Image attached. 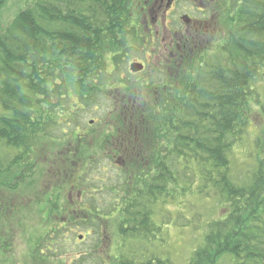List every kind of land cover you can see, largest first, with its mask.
I'll use <instances>...</instances> for the list:
<instances>
[{"label":"trees","instance_id":"16d2710c","mask_svg":"<svg viewBox=\"0 0 264 264\" xmlns=\"http://www.w3.org/2000/svg\"><path fill=\"white\" fill-rule=\"evenodd\" d=\"M7 1L0 0V14ZM223 1L222 24L234 28L228 35L233 48H224L226 56L214 66H209V59L218 57L213 54L216 47L202 52L199 58L186 59L181 75L170 79L166 91L154 101V108L141 109L130 125L118 119L116 130L129 128L138 137L130 142L140 146L120 163L116 177L101 173L100 178L91 177L93 158L107 145L106 138L100 140L101 133L96 135L103 122L92 119L99 128L93 129V140L81 143L87 151L94 150L83 152L77 142L72 152L64 150L67 156L62 163L44 161L41 173L61 177L52 188L38 193L39 187L28 182L36 168L34 161L42 159L37 146L63 139L64 134L59 135L62 124L57 119L64 116L63 130L67 125L76 126L79 119L70 115L72 100L84 109V102L101 94H114V89L111 93L109 88L118 77L105 80L101 72L108 65L120 71L129 55L136 53V41L142 37L135 29L140 16L135 0H24L8 26L0 30V144L20 153L14 158L16 163L6 170L0 161V178L6 175V180H15L13 184H0V189L10 187L14 196V201L0 199V257H5L10 248L4 236L13 226L22 229L29 217L38 218L39 230L45 224L42 230L30 234L31 243L45 245L44 249L28 250L34 264H63L60 254L66 255L71 242L75 248L74 230L82 225L101 229L106 225V231L112 238L118 237L123 248L126 238L143 239L150 246L151 238L160 231L151 208L169 196L170 186L178 187L170 170V159L175 158L191 161L193 169L196 165L206 182L217 188L226 206L223 217L208 225L204 244L193 252L187 264H264V219L253 218L257 209L264 207L257 204L258 188L264 184V160L259 163L251 187H237L228 178L232 142L240 137L254 114H258L257 125L261 123L262 127L264 123V107L252 91L253 80L264 76V0ZM180 107L196 108L198 120L202 115L207 120L205 131L195 128L182 136L176 129L181 120L175 115ZM180 125L186 127L187 123ZM117 132L113 130L112 134ZM73 139L74 136L65 137V142L75 144ZM79 177L83 180L77 182ZM95 182L98 190L106 192L107 199H103L104 209H96L93 202L100 201L103 194L88 197L93 206L89 210L81 195L87 194L89 185ZM67 190L80 198L62 202ZM25 200L26 206L18 205ZM244 219L249 223L252 220L254 226H247ZM7 238L11 239V235ZM124 251L104 252L107 264H163L151 258V250H144V254L142 250ZM89 254L87 264L95 256V249ZM129 254L137 260H128ZM50 255L56 258L52 262ZM79 255L84 264L87 257Z\"/></svg>","mask_w":264,"mask_h":264},{"label":"rangeland","instance_id":"374dc122","mask_svg":"<svg viewBox=\"0 0 264 264\" xmlns=\"http://www.w3.org/2000/svg\"><path fill=\"white\" fill-rule=\"evenodd\" d=\"M23 2L24 0H8L5 3V6L2 9L3 11L0 14V30L5 29V27L8 26L16 12L23 7ZM182 6L186 10L189 8L192 9V7L189 6V3L185 1H183ZM194 16L198 15L194 14ZM227 16L229 17L230 15L228 14ZM233 29L232 25H220L217 31L220 34L215 36V39H213V42L209 45V49L216 47L217 52H214L213 54H218V57H215L214 59L210 58L209 66L222 61V59L226 56L224 48L225 50L230 47L233 48L232 44L228 41V35L231 34ZM161 35L160 31L159 37H161ZM132 60L134 59H128L126 63H122L120 71L118 69L116 72L114 68L108 65L107 68H104L101 72V77L106 80L107 77L112 78L115 76L116 78L119 77V75L127 73L128 67L130 68L131 65H133L131 63ZM110 70H114V72L109 73ZM204 74L205 77H208L209 71L206 70ZM103 79L102 81L104 82ZM253 82L252 91L257 93L261 101L259 104L264 107V76L255 78ZM209 85L210 83H208L207 86ZM115 97H117L115 94H107L105 96L101 94L99 97L89 100L87 103L84 102V109L79 108L72 100V103L70 104V115L74 119H79L78 122H75L76 126L67 125L68 128L63 130V128H65V126H63L65 124L64 116L61 119H57L58 122L62 124L59 135L64 134L63 139L59 141L57 140L54 143L50 142L45 143L46 145L37 146L39 151L38 154L42 156V159L34 161V166H36V168L33 169V173H30L31 176L29 177L28 182L31 181L39 187L38 193L45 192L52 188L59 182L61 177H51L46 171L45 173H41L40 167L43 165L44 161H54L58 164L62 163L63 157L67 156V153L64 150L69 149V151L72 152L69 146H76L79 142L81 151L90 152L94 150L88 149L89 151H87L85 145L87 142L93 140L90 135L94 134L92 133L93 129L99 128L97 127L99 126L98 122H103V127H101L100 131H96V135L100 133L103 135L100 140L106 138L105 142L107 145L105 148L111 149L113 147H118L124 141L126 142V139L131 141L134 137L138 139L137 135H132V131H130L129 128L126 129L118 127V132L114 133V135L112 134L113 130L117 131L116 122H118V119L123 120L130 125V123L134 120L132 118H134V116L136 118L137 114L140 113L141 110H130L128 107L125 109H116L112 104ZM146 100L148 101H146L147 108L155 107L153 99L147 98ZM202 100L207 101L206 99ZM93 103L94 105H92ZM138 105L139 104L137 103V106ZM191 109L193 110L180 107L178 112H175V115L181 120H178L179 125H177L178 128L176 129L182 136L184 133L196 131L195 128L205 131L207 126V120H205L206 118L202 115L204 119L202 118V120L199 121L196 116V108L191 107ZM155 117L158 118V115L155 114ZM257 118L258 114L256 113V115H253V120L250 121L241 131L240 137L235 142H232V147L228 153V178L235 186L240 188L247 189L252 186L253 180H255V176L258 172L259 163L262 164L264 160V123L262 122V127L261 123L257 125ZM92 119L95 121L97 119L98 122L92 124ZM140 119L141 118L138 119V122H140ZM180 123H187V125L186 127H183ZM71 136H74V139L71 141L73 143L76 142L75 144L65 142V137ZM82 141L85 142V145L81 143ZM82 148L84 149L82 150ZM118 150L121 151L122 149L119 148ZM68 155L71 156L72 154L70 153ZM19 156L20 153L18 151L9 150L0 144V161L3 163L5 170L8 165H11L13 162L16 163L15 159ZM47 156L49 157L48 160L46 159ZM24 159L25 158L22 157L21 161ZM93 159L94 164L91 167L90 173L91 177L95 178H100V173L101 175L104 174V177L115 176L118 171V166L124 160V158H109L106 150L104 152L101 151L96 153L95 158ZM170 160H173L170 170L172 171L174 177L178 180V187L173 185L170 186L169 196L163 198L164 200L157 202L156 205L151 208L153 213L152 218L155 221V224L159 226L160 231L154 239L151 238L152 243L150 246H146L148 242L143 239L132 238L129 240V238H126L125 247L123 248L121 240H119L116 236L112 238L109 235V232L106 231L108 230L106 225L103 224L102 229L100 227L92 226L91 228H86L85 225H77L78 227L75 228L74 234L71 233L73 234L74 242L77 245L75 244V248H72L71 246L74 245V243L71 242V245L67 244L68 247H66L65 250L69 251L66 255L60 254L61 257L59 258L62 260L63 264H81L79 254H81L82 257H87L84 262V264H87L88 257L90 255L89 251L93 249H95V256H92L90 264H101V261H104L105 264H107L103 254L109 250H125V253H128L129 250H142L143 254L144 250H151L155 257L151 258L158 259L162 261L163 264H187L192 257L193 252L198 250L204 244L205 236L209 233L208 225L211 222L216 221V219L223 217L226 206H224L221 202V196L217 188H213L212 183L206 182V179L200 175V172L197 171L198 168L196 165H194L195 168L193 169L192 163L189 160L175 161V158ZM69 163L72 165V162ZM74 173L75 178H77L78 172H76V169L74 170ZM79 175L82 174L79 173ZM5 176L4 178H0V184H5L7 182H9L8 184H13L15 182V180H6ZM66 177L71 179L70 175H67ZM82 180L83 178L79 177L77 182ZM89 186L90 189L86 191L87 194L81 195L82 198L84 197L82 201L86 204V208L90 210L93 206H95L96 209H104L103 199H107L106 192L97 189V182ZM9 188L0 189V199L7 198L10 201H14V196L10 194ZM174 189L176 191H174ZM258 190L259 199H257V204L264 206V184L259 187ZM102 194L103 197L99 196L101 200L99 199L100 201H98L97 199L94 201L93 206H91L87 201L90 196L92 197L93 195ZM75 195V192L72 193L67 190L65 195L62 197V202L68 198L75 201ZM77 198L79 199L80 195H78ZM25 204H28V202L26 203V200L22 201L21 204L18 205L24 207L26 206ZM104 212L109 213L106 210H104ZM263 212L264 207L258 208L253 218L255 220L264 219V217H259L261 214H264ZM102 213L103 211L100 214ZM244 220L247 222V226H254L252 220L248 219L251 223H249L247 219ZM25 221L27 224L24 225L22 229L13 226V229H11L12 232L10 231L6 237L4 236L5 243L10 244V248L8 249L9 251L6 253L7 255L5 257H0V264H34L30 260L28 250H39L38 248H45V245L44 247H38L30 242V234H35L37 231L42 230L45 224H42L39 230V223L37 222L39 221L38 218L29 217ZM9 235H11V239L7 238ZM126 256L128 260H137V258L132 259L133 254ZM50 257V262H52L51 260L56 259L53 258L54 255H50ZM144 258L145 256H143V260ZM54 262V264H57V261Z\"/></svg>","mask_w":264,"mask_h":264},{"label":"flooded vegetation","instance_id":"af4514ba","mask_svg":"<svg viewBox=\"0 0 264 264\" xmlns=\"http://www.w3.org/2000/svg\"><path fill=\"white\" fill-rule=\"evenodd\" d=\"M183 1L192 9H184ZM135 4L140 14L135 29L142 38L136 41V53L128 59L133 58L131 63L143 69L133 73L128 67L127 73L119 75L109 88L111 93L114 89L117 96L112 103L116 109H144L147 98L156 102L166 91L170 79L181 75L183 62L199 58L209 49L212 40L220 34L217 31L224 15L223 0H136ZM130 141L111 150L106 148L108 157L131 156L132 150L140 144L134 146L136 141ZM73 147L70 146L71 151ZM119 147L123 149L116 150Z\"/></svg>","mask_w":264,"mask_h":264},{"label":"water","instance_id":"95a60500","mask_svg":"<svg viewBox=\"0 0 264 264\" xmlns=\"http://www.w3.org/2000/svg\"><path fill=\"white\" fill-rule=\"evenodd\" d=\"M142 66L141 65H137V64H133V65H131V67H130V70L132 71V72H138V71H142Z\"/></svg>","mask_w":264,"mask_h":264},{"label":"bare ground","instance_id":"6f19581e","mask_svg":"<svg viewBox=\"0 0 264 264\" xmlns=\"http://www.w3.org/2000/svg\"><path fill=\"white\" fill-rule=\"evenodd\" d=\"M73 197H74V196H73ZM73 197H72V198H73ZM77 197H78V195H76V197H74V198H77Z\"/></svg>","mask_w":264,"mask_h":264}]
</instances>
